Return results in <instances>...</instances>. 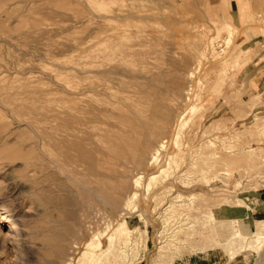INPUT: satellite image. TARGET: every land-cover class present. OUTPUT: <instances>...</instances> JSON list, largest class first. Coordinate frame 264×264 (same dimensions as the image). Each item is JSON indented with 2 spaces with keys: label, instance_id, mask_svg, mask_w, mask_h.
I'll list each match as a JSON object with an SVG mask.
<instances>
[{
  "label": "rangeland",
  "instance_id": "obj_1",
  "mask_svg": "<svg viewBox=\"0 0 264 264\" xmlns=\"http://www.w3.org/2000/svg\"><path fill=\"white\" fill-rule=\"evenodd\" d=\"M252 1L256 9H264V0ZM229 9V0H0V264L46 263L43 240L49 210L46 201L37 197L41 192L39 149L34 142L33 121L42 113L49 114L55 89L65 84L70 69L81 62L87 42L107 20L127 47L116 60L126 74L122 78L128 81L130 77V81L136 75L163 73L158 82L167 90L166 106H176L177 113L191 104L200 109L196 115L187 110L179 131V143L188 150L185 162L179 159V168L173 165L168 178L160 175L149 191L139 189L136 210L115 213L96 204L79 210L77 222L83 229L73 239L76 243L70 252L77 260L98 231L106 234L107 244V234L123 219L135 229L134 242L127 249L133 264L228 260L227 248L213 247L207 234L201 235L200 226L195 228L198 235L190 228L193 219L202 220L210 212L217 227L224 221L231 224V229L218 233L216 240L232 233L236 218L243 232L264 234V219L251 211L252 199L264 183V114L258 107L262 100L258 96L243 99L239 82L242 59L235 41L239 30L231 23ZM137 40H146L147 46L138 47L141 41ZM13 94H18L16 102ZM177 132L167 133L172 150ZM54 171L57 184L52 185V195L47 193L52 201L80 200L78 185L67 174ZM83 172H79L82 178ZM144 183L147 186V176ZM51 184L46 183L47 192ZM165 185L172 191L158 196ZM179 193L184 197L196 194L197 199L193 204L187 199L177 203ZM194 206L199 209L194 210ZM56 211L50 210L52 216L61 215ZM10 217L19 223L16 241L6 223ZM174 239L170 248L168 243ZM177 249L182 257L175 256L174 263V259L166 261ZM242 252L234 264H264V244L258 250Z\"/></svg>",
  "mask_w": 264,
  "mask_h": 264
},
{
  "label": "bare ground",
  "instance_id": "obj_2",
  "mask_svg": "<svg viewBox=\"0 0 264 264\" xmlns=\"http://www.w3.org/2000/svg\"><path fill=\"white\" fill-rule=\"evenodd\" d=\"M55 13L59 14L58 11ZM111 24L112 22L107 20L99 25L100 27L98 26L97 35L87 42L81 62L70 69L65 84H61L55 89L50 101L49 114H38L37 119L34 117V142L39 149L37 166L40 179L38 184H40L41 191L40 196H37L38 194L36 196L46 201L49 210L47 216L49 218L46 222L48 225L44 229L43 240L45 264H133V260L129 259L130 255L127 249L134 242L131 237L135 229L129 226L126 219L119 221L117 226L107 234V244L104 241L106 234L99 233L100 231L95 232L98 235L86 242L85 250L76 260L74 254L70 252V247L72 248L71 245L76 243L73 239L78 238L79 230L83 229L80 226L81 223L77 222L80 218L78 212L82 208H93L94 204L115 213H124L135 209L139 189L146 187L149 191L153 184L159 182L160 175H166L168 178L173 165L177 164L176 169L179 168V159L185 162L188 150L179 143V131L183 126L187 110L189 109L193 115H196L200 109L198 104H191L189 107L187 106V110L183 109V112L177 113L175 112L176 106H166L164 96L167 90L158 82L163 73H150L143 77L135 74L137 78L130 81V77L129 79L126 77L128 81L122 78L126 74L116 63V60L119 54L122 55L120 52L127 51V47L122 41H119L115 29L110 28ZM139 41L141 42L139 46L137 45L138 47L147 46L146 40L144 43L142 40ZM131 47L133 48V46ZM148 48L152 50L153 47L149 45ZM153 53L156 51L151 54ZM141 55L146 56V53ZM147 57H149L148 54ZM213 69L218 68L213 67ZM12 99L16 102L18 94H13ZM176 129L178 136L172 150V146L167 140V133ZM161 162H164V165L160 166ZM54 170L67 174L68 178L78 185L80 200L67 198L58 203L52 201L53 198L47 193L52 195V185L57 184ZM80 171L85 172H83V178L80 177ZM132 174H134L133 177H131ZM146 176L148 177L147 186L144 183ZM177 179L180 180L181 176H178ZM47 182L52 183L49 185L48 192L46 190ZM59 189L61 191V188ZM171 191L172 188L165 185L161 193L157 195H167ZM196 196V194H191L184 197L179 193L175 200L177 203H182L187 199L189 204H193L197 199ZM55 198L57 199V197ZM39 200L41 201V199ZM52 208L61 211V215L52 216L50 213ZM193 209L198 210L199 207L194 206ZM215 219L213 212H210L202 220L193 219L190 228L195 229L200 226L201 235L207 234L206 239L211 241L213 247L227 248L226 253L230 260L235 259L242 251L250 248L258 250L263 246L264 234L259 233L258 230L251 233L243 232L238 218L232 222L234 225L232 233L222 241L216 240L218 233L231 229V224L224 221L217 227ZM107 220L110 222L109 219ZM6 223L10 224V235L16 241L19 236L17 219L10 217ZM34 231L36 232V230ZM197 232L195 229V235H198ZM85 233L83 232V236L86 237ZM175 241V239L171 240L168 243L169 247L170 243ZM175 256L182 257V253L179 250L175 251L174 255L166 261L174 259V263L177 258Z\"/></svg>",
  "mask_w": 264,
  "mask_h": 264
},
{
  "label": "crops",
  "instance_id": "obj_3",
  "mask_svg": "<svg viewBox=\"0 0 264 264\" xmlns=\"http://www.w3.org/2000/svg\"><path fill=\"white\" fill-rule=\"evenodd\" d=\"M246 1H249L248 5ZM254 4L252 0H229V13L232 25L239 30L235 41L242 59L239 82L243 99L249 101L258 96L262 100L258 107L264 114V9L258 10ZM262 146L264 149V143ZM251 203L252 215L259 214L264 219V183ZM235 259L215 261L213 264H234Z\"/></svg>",
  "mask_w": 264,
  "mask_h": 264
}]
</instances>
